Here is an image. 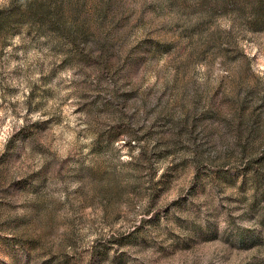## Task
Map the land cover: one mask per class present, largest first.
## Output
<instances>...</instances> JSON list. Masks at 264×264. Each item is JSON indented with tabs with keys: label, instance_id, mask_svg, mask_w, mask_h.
Masks as SVG:
<instances>
[{
	"label": "rangeland",
	"instance_id": "obj_1",
	"mask_svg": "<svg viewBox=\"0 0 264 264\" xmlns=\"http://www.w3.org/2000/svg\"><path fill=\"white\" fill-rule=\"evenodd\" d=\"M33 1L0 0V264H264V0Z\"/></svg>",
	"mask_w": 264,
	"mask_h": 264
},
{
	"label": "trees",
	"instance_id": "obj_2",
	"mask_svg": "<svg viewBox=\"0 0 264 264\" xmlns=\"http://www.w3.org/2000/svg\"><path fill=\"white\" fill-rule=\"evenodd\" d=\"M33 2H36V4H38V11H39V16L40 17H46L47 18H56V16L54 14H52L51 8H50V0H35ZM32 1L27 2V5L30 8Z\"/></svg>",
	"mask_w": 264,
	"mask_h": 264
}]
</instances>
